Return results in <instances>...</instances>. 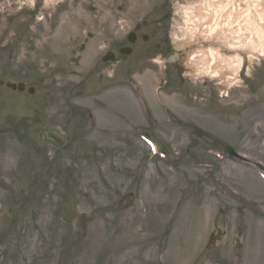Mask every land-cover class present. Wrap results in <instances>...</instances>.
Instances as JSON below:
<instances>
[{"label":"rangeland","instance_id":"374dc122","mask_svg":"<svg viewBox=\"0 0 264 264\" xmlns=\"http://www.w3.org/2000/svg\"><path fill=\"white\" fill-rule=\"evenodd\" d=\"M155 1L0 0V82L26 84L0 83V264H264V57L227 87L138 51L103 61V37L80 49L94 16L120 43ZM162 1L189 39L203 0Z\"/></svg>","mask_w":264,"mask_h":264},{"label":"bare ground","instance_id":"6f19581e","mask_svg":"<svg viewBox=\"0 0 264 264\" xmlns=\"http://www.w3.org/2000/svg\"><path fill=\"white\" fill-rule=\"evenodd\" d=\"M253 1L203 0L184 11L189 39L180 48H188L183 54L187 72L219 77L228 87L239 79L246 55L264 57V4Z\"/></svg>","mask_w":264,"mask_h":264},{"label":"flooded vegetation","instance_id":"af4514ba","mask_svg":"<svg viewBox=\"0 0 264 264\" xmlns=\"http://www.w3.org/2000/svg\"><path fill=\"white\" fill-rule=\"evenodd\" d=\"M168 9H171L169 4H166L165 1L157 0L152 6L146 10L148 16H155L151 20L146 19H136L131 22V28L126 33V35L121 39L120 43L116 35L115 21L116 17L113 16V21L102 22L99 15L94 16L89 21L90 28L87 29L85 41L80 46L81 50L86 49V44L90 40L103 37L104 40L108 41L109 51L114 52L115 54L120 53V56H124L121 53L123 47H131V54H134L136 51L139 52L140 57L143 59L152 58L153 56H160L166 61L164 66L166 72H173L178 77H182L185 73L184 66V50L181 52H176L174 46L178 44L173 40L171 34H169V29L167 26L168 22ZM91 12H94L93 8ZM108 13V11L106 12ZM113 22V23H112ZM113 24V25H111ZM87 23L83 22L82 28H86ZM93 28L96 30V34L92 33ZM84 32V33H85ZM133 32L134 34V43H130L129 33ZM78 44V43H77ZM76 44V45H77ZM106 52V53H107ZM116 58H119L116 55ZM72 62H79V58H71ZM172 59V62L169 60ZM104 60V56L102 57Z\"/></svg>","mask_w":264,"mask_h":264},{"label":"water","instance_id":"95a60500","mask_svg":"<svg viewBox=\"0 0 264 264\" xmlns=\"http://www.w3.org/2000/svg\"><path fill=\"white\" fill-rule=\"evenodd\" d=\"M131 40L132 41H134V38H131ZM177 49H178V47H176ZM130 51L129 50H127V53H129ZM7 87H9V88H12V89H14V90H20V91H23V90H25V85L24 84H16V83H7ZM30 92L31 93H33L34 92V89H31L30 90ZM196 132H197V134L199 135V136H201V135H203V133L199 130V129H196ZM224 147V150L226 151V153H227V155L229 156V157H236L237 156V154L235 153V151L233 150V148H231L230 146H227V145H224L223 146ZM129 199L130 200H133V196L132 195H129Z\"/></svg>","mask_w":264,"mask_h":264}]
</instances>
